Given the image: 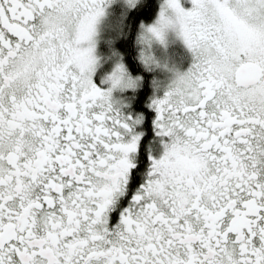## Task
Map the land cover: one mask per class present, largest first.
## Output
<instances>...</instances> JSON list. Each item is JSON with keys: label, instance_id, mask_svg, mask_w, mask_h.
I'll use <instances>...</instances> for the list:
<instances>
[{"label": "snow or ice", "instance_id": "snow-or-ice-1", "mask_svg": "<svg viewBox=\"0 0 264 264\" xmlns=\"http://www.w3.org/2000/svg\"><path fill=\"white\" fill-rule=\"evenodd\" d=\"M0 264H264V0H0Z\"/></svg>", "mask_w": 264, "mask_h": 264}]
</instances>
